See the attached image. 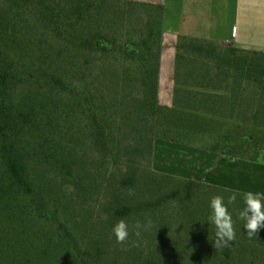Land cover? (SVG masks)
<instances>
[{
	"label": "trees",
	"instance_id": "obj_1",
	"mask_svg": "<svg viewBox=\"0 0 264 264\" xmlns=\"http://www.w3.org/2000/svg\"><path fill=\"white\" fill-rule=\"evenodd\" d=\"M163 13L141 0H0V264H264V228L250 239L239 218L244 192L189 177L168 189L156 177L172 174L153 167L155 139L201 147L218 123L159 101ZM177 49L253 86L238 92L247 103L239 116L254 124L248 143L264 148V50L238 56L235 46L193 36H180ZM117 164L120 186L134 192L109 219L156 220L148 231L164 219L140 250L118 246L113 232L90 236L70 215L55 227L38 223L60 212L59 177L74 196L88 167H106L108 178ZM144 176L148 189H139ZM233 191L236 239L216 249L210 200L227 204ZM171 202L182 207L172 212Z\"/></svg>",
	"mask_w": 264,
	"mask_h": 264
},
{
	"label": "crops",
	"instance_id": "obj_2",
	"mask_svg": "<svg viewBox=\"0 0 264 264\" xmlns=\"http://www.w3.org/2000/svg\"><path fill=\"white\" fill-rule=\"evenodd\" d=\"M141 1L160 3L164 10L159 101L217 120L218 126L224 128L217 136L222 144L220 151L155 139L154 169L228 190L264 194V149H260L261 155L249 156L234 149L242 143L249 144L240 130L252 129L254 124L239 116L241 104L233 86V70L177 49L180 36H193L264 50V7L235 0ZM237 129L240 138L235 136ZM213 137L212 134L210 141Z\"/></svg>",
	"mask_w": 264,
	"mask_h": 264
},
{
	"label": "rangeland",
	"instance_id": "obj_3",
	"mask_svg": "<svg viewBox=\"0 0 264 264\" xmlns=\"http://www.w3.org/2000/svg\"><path fill=\"white\" fill-rule=\"evenodd\" d=\"M237 3L245 4V5H255L257 4L260 7H264V0H257L256 2L254 0H235ZM27 10H35V8H28ZM134 19V17H133ZM135 44V43H134ZM222 47H226L228 45L225 44H220ZM131 47V46H130ZM238 49L237 55L238 56H247L248 50H259V49H249V48H244V47H236ZM217 63V62H215ZM218 65H222L217 63ZM224 67H227L225 65H222ZM235 73V71H233ZM240 81H236L235 83V78L233 75V86L236 87L238 92L244 91L245 94H250L251 91L253 92V86H246V87H240L239 86ZM264 88V87H262ZM241 106L247 107V103L241 101ZM252 128V127H251ZM224 128H220L218 124H211L210 128L206 130V136L203 139L202 143L197 142L198 145H202L201 147L206 149V150H215V151H220V146L222 144H217V136L219 135V131L223 130ZM242 134L246 133H251L253 132V129L247 130L246 127H242V130H240ZM240 131L235 130V136L238 135L237 137L240 136ZM209 133H211V138L212 134L214 135L213 141H210L211 138L209 136ZM254 134V132H253ZM238 138V139H239ZM215 142V143H214ZM259 147V146H258ZM256 147V145H249V144H243L235 146V150L238 153H242L243 156L245 155H261V150ZM256 148V149H255ZM217 149V150H216ZM258 149V150H257ZM264 149V148H262ZM97 159V162L100 160L97 156L94 157ZM146 163V159L141 158V163L139 162L138 164ZM122 164H117V166H112L110 167V172H109V177L105 178V174H107V168L106 167H98V168H90V170L86 172L83 171V180H82V186L76 187L77 189L75 190V195L72 196V191L70 188H66L61 184L60 188V181L62 182V179L60 177L55 181L58 190L52 193V195L55 196V203L59 204V210L60 212H52L50 214V217L48 218H41L37 217L38 223L41 225H46V226H52L55 227L58 221L65 220L69 215L73 216L71 218H68L71 220L70 222L72 224H77L81 229L87 230L86 233L89 232L90 236H98L102 232H110L112 233V228L113 225L118 221L113 222V219H109L110 213L113 211V206H116L120 203L123 202L124 197L128 194L127 192L129 191L130 193H133L134 189L131 190H126L120 186L119 182V177L120 173L119 172H114V168H120ZM87 167V166H86ZM143 167V165H142ZM149 167V166H148ZM162 172V171H160ZM115 173V174H114ZM150 174L149 176H151ZM161 182L164 184L166 183L168 189H172L175 186L180 187V182L186 177L182 176H177V175H169L167 176H161L157 175L156 176ZM147 179L145 176L142 178V183L140 184L139 189H148L146 187L147 185ZM198 180V179H197ZM201 181V180H199ZM203 182V181H202ZM197 201V199H196ZM181 202V201H180ZM180 202L178 204H173L171 202L170 207L172 212L176 209H180L179 207H182L180 205ZM66 207V209L63 210V207ZM65 212L68 214L65 215ZM128 225H129V238L124 244H118V246H123L125 247H130L134 248L137 250H140V242L142 243L143 240L148 239L149 235L152 237H156L157 233L162 229V224L164 219L161 217V223L157 226L156 230L153 231H148V227L152 228L156 225V220L154 221H143L141 222L140 220H133V219H128L126 220ZM139 222L143 227L140 229V235L136 236L134 234V225ZM176 230L174 231L175 233H178V230H182L179 228L176 224L175 226ZM113 237L115 235L113 234ZM116 239V238H115Z\"/></svg>",
	"mask_w": 264,
	"mask_h": 264
},
{
	"label": "clouds",
	"instance_id": "obj_4",
	"mask_svg": "<svg viewBox=\"0 0 264 264\" xmlns=\"http://www.w3.org/2000/svg\"><path fill=\"white\" fill-rule=\"evenodd\" d=\"M238 193L233 191L227 197V204L222 195H214L210 200L211 215L208 222L215 226L214 247L226 248L236 239L234 221L228 210V205L234 204ZM245 207L239 212V218L245 221L244 228L251 239L257 237L261 228H264V194L247 190L243 193ZM143 227L139 222L134 225V234L140 235ZM119 244H124L129 238V225L123 218L118 220L112 228Z\"/></svg>",
	"mask_w": 264,
	"mask_h": 264
}]
</instances>
